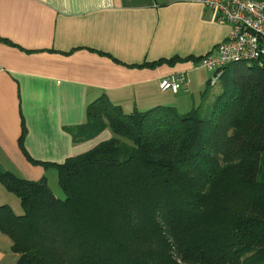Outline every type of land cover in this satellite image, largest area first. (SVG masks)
Here are the masks:
<instances>
[{"label": "trees", "instance_id": "trees-1", "mask_svg": "<svg viewBox=\"0 0 264 264\" xmlns=\"http://www.w3.org/2000/svg\"><path fill=\"white\" fill-rule=\"evenodd\" d=\"M163 61L174 60L153 64ZM221 71L183 113L88 103L84 122L66 127L73 140L113 134L40 163L56 167L62 199L45 177L0 170L22 208L0 203L15 264H264V62ZM153 231L159 243L145 247Z\"/></svg>", "mask_w": 264, "mask_h": 264}, {"label": "crops", "instance_id": "crops-1", "mask_svg": "<svg viewBox=\"0 0 264 264\" xmlns=\"http://www.w3.org/2000/svg\"><path fill=\"white\" fill-rule=\"evenodd\" d=\"M211 16L189 0H0V170L36 180L41 162L95 146L97 135L73 140L66 127L99 96L127 113L194 107L209 72L192 61L229 29ZM161 58L174 61L153 64ZM175 73L188 90L160 89ZM10 246L0 233V264H15Z\"/></svg>", "mask_w": 264, "mask_h": 264}, {"label": "built area", "instance_id": "built-area-1", "mask_svg": "<svg viewBox=\"0 0 264 264\" xmlns=\"http://www.w3.org/2000/svg\"><path fill=\"white\" fill-rule=\"evenodd\" d=\"M197 1L209 8L211 19L227 23L229 29L221 41L215 43L209 52L192 61L194 68L204 67L209 76L207 83H214L222 67L235 62H264V0H189ZM159 88L170 91L188 90L185 73L161 77Z\"/></svg>", "mask_w": 264, "mask_h": 264}, {"label": "rangeland", "instance_id": "rangeland-1", "mask_svg": "<svg viewBox=\"0 0 264 264\" xmlns=\"http://www.w3.org/2000/svg\"><path fill=\"white\" fill-rule=\"evenodd\" d=\"M207 75L209 76V73ZM208 76H207V78H208ZM195 96H198V93L195 94ZM201 98H200V100H201ZM200 100L198 99V101L195 103V106L198 105ZM186 109L187 108H185V107H179L178 111L183 113V112H186ZM112 134H113L112 130L110 128H106L105 130H102L101 132H99L97 134V140L98 141L106 140ZM45 169H46L45 179L47 180V185L51 188V190L53 191L54 195L57 198H59V199L64 198L65 197L64 191L61 190V188L59 187V185L57 183L56 167L53 165H48V167ZM0 203H3V204L10 206L13 209V211L16 212V214L22 213V208L20 206L19 199L17 198L16 194L12 191L11 192L7 191L1 182H0ZM141 242L143 245H145V247H152V246H156L158 239L155 235V232L153 231L148 236H143V237L141 236ZM179 261H180V259L177 258V262H179Z\"/></svg>", "mask_w": 264, "mask_h": 264}]
</instances>
